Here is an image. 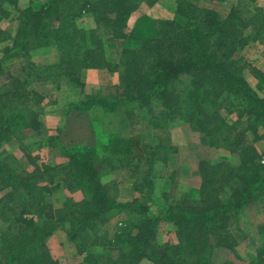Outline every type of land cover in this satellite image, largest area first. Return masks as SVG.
<instances>
[{"label": "rangeland", "instance_id": "obj_1", "mask_svg": "<svg viewBox=\"0 0 264 264\" xmlns=\"http://www.w3.org/2000/svg\"><path fill=\"white\" fill-rule=\"evenodd\" d=\"M126 1L130 15L121 35L118 32L102 34L99 17L94 11L97 0H78L76 17L67 25L84 34L86 43H79L78 38L73 45L63 47V42L57 39L60 35L55 34L49 37L47 46L46 40L39 45L40 39L35 38L29 44L36 46L29 45L28 58L25 59L13 48L20 19L28 10L37 11L43 7L41 5L47 0H0V111L2 122L9 120L12 127V132L0 142V163L8 172L27 180L22 185L0 183V264L6 263L5 257L11 250L24 264H35L27 238L28 227L18 219L35 222L39 214L46 220H50L47 216L51 214L50 221L55 224L44 239L50 262L84 264L83 255H79L76 244L68 238L70 215L74 216L73 219L80 216L69 210L66 204H78L85 199L84 193L74 188L72 169L66 168L68 147L83 146L98 151L97 162L103 165L98 176L112 200L120 204L136 201L147 207V213L135 207L111 210L102 217L104 223L99 225L92 247L102 264H105L106 254L116 250L117 236L128 234L127 223L138 217L162 218L157 231L146 238L145 256L151 259L157 256L159 262L165 264V256L171 262L184 255L182 249L168 252L167 248L179 245V241L176 228L163 220L166 209H177L184 203L202 205L203 198L199 194L202 172L216 165L223 167L217 169L218 175L211 179L212 185H220L214 200L228 199L234 182L230 171L238 173L241 158L239 149L233 145L256 153L257 159L264 164V128L255 117L246 115L236 124L235 131L244 132V137L240 136L236 142L231 136L228 147L223 142L217 147L194 130L193 120L189 118L192 112L188 108H175L170 112V119L164 121L160 104L133 101L138 96L144 97L145 93L138 94L133 86V79H130L133 71L130 74L120 72L124 69L121 64L126 55L124 51H139L144 41L158 35L159 27L164 23L181 21L176 11L182 4L186 8V20V11L191 7L211 10L222 25L228 22L237 26V34L240 32L246 43L240 49L237 47L232 55H221V58L226 60L228 57V62L240 68L242 78L264 100V0ZM60 8L49 12L39 27L58 30L62 25L66 26L63 19L71 9L65 5ZM205 20L208 22L201 17L193 21L205 24ZM177 31L174 28L169 37L177 35ZM144 59L143 64L148 62L146 57ZM104 62L120 64V69L111 71L103 67ZM206 87L216 99L214 104L204 105L201 111L207 124L206 131L212 132L219 124L217 111L229 126L235 124L236 111L229 109V103L235 108L240 107V100L229 96L228 101L222 102L224 105H218L225 96H215L213 91L217 94L220 88ZM85 97L94 100L89 104ZM97 99L115 105L113 108L108 105L104 110L96 104ZM228 110H232V114ZM54 138L55 141H51ZM121 141L125 142L119 143ZM114 142L119 143L115 148ZM68 171L72 176H66ZM251 205L241 209L238 219L232 218L227 226V232L240 239L235 256L227 249H215L210 253L211 263L206 261L203 264H226V261L259 264L256 254L264 250V243L257 242L264 238V192ZM137 227L129 233L133 237L139 234L140 239L135 242L139 246L148 230ZM132 245L125 248L130 249ZM150 245H154V254L148 249ZM260 260L264 264V254ZM143 261L153 264L147 257L133 264Z\"/></svg>", "mask_w": 264, "mask_h": 264}, {"label": "trees", "instance_id": "obj_2", "mask_svg": "<svg viewBox=\"0 0 264 264\" xmlns=\"http://www.w3.org/2000/svg\"><path fill=\"white\" fill-rule=\"evenodd\" d=\"M121 1L122 3H120ZM126 2V0H109L108 2L97 0L94 11L99 17L102 34H117V32L120 35L122 34L126 20L130 15V8ZM62 5L71 9L63 19L66 26L64 24L58 30L40 28V23L44 22L48 13L59 11ZM78 5H80L78 0H73V3H71V0H47L41 5L43 7H40L37 11L28 10L27 13L23 14L17 29L16 42L13 44V48L17 50L15 51L17 55L25 59L28 58L30 49L28 47L29 45L33 46L29 43L33 39H40V42L37 43L39 45L46 40L45 44L48 46L50 44L49 37L55 34L60 35L57 39L63 42V47L73 45V42H77L78 38L79 43H86L84 34L67 25L70 20L73 21L76 17ZM181 5H178L176 11L181 21L164 23L163 27H159L158 35L144 41L139 51H124L126 55H124L121 64H123L125 70L123 69L120 72L121 74H130L129 72L133 71V78H130L133 79V86L138 94L145 93L144 97L138 96L133 101L142 104L153 101L158 105L160 104L159 107L163 108V112L160 113V111L159 113L164 121L170 119V112L172 113L175 108L182 109L186 107L192 112L189 118L193 120V123H191L195 131H199L204 136L203 138L208 139V141H213L217 147L221 145V142L228 147L231 143V136L236 142L240 136L244 137V132H237L235 129L237 128L236 124L246 115L255 117L256 121H261L264 128V100L259 98L248 86L241 76L240 68H236L230 61L228 62V57L226 60L221 58V55H232L237 47L240 49L246 42L243 41L240 32V35L237 34L238 28L236 25H230L228 22L225 23L228 26L222 25L217 21V16L213 11L188 7L190 11L189 9L186 11L188 13V20H186L184 18L185 6ZM231 14L229 15L230 18L232 17ZM199 17L208 19V22L205 20V24H201L193 21ZM190 18H192L191 22L195 23H191ZM228 21L231 22L230 19ZM225 27H228V29H225ZM174 28L178 30V34L169 37ZM35 46L33 47L35 48ZM144 57L148 60L145 64L142 63V60H145ZM102 64H104L103 67L111 71L120 69L118 67L120 64L106 62ZM29 68L30 71L34 72L32 66H29ZM207 85L220 88L217 94L216 91H213L215 96L220 94L225 96L221 98L218 105H224L222 102L228 101L229 96L240 100V103H242L240 107L235 108L233 104L229 103V109L236 111L237 121L235 124L229 126L221 119L217 111L216 119L219 124L213 128L212 132L206 131L207 124H205L206 121H204L201 111L204 105L208 106V104H214L216 101L215 97H211V92L207 90ZM85 100L90 104L94 99L85 97ZM96 104L103 107L104 110H107L108 105L110 108L115 105L112 102L98 99ZM70 106L73 107L74 105ZM228 111L232 114V110ZM184 117L189 122L188 116L185 115ZM156 121L158 122L159 118ZM255 126L257 125L253 127ZM11 132L10 121L2 122L0 111V142ZM221 137H224L223 141H221ZM51 141H55V138ZM119 143L114 142V148ZM233 146L239 149L241 158L237 166L238 173L235 170L230 171L234 177V182L228 199L214 200L216 190H220L218 187L220 185H212L211 179L218 175L217 169L223 167V165H216L213 168H207L206 172H202V185L199 191L201 199L203 198L202 205L189 206L184 203L183 206L177 209H166L163 220L176 228L179 241V245L167 248L168 252L182 249L184 255L178 256L171 262L165 256V264H203L206 261L211 263L210 253L215 249H227L235 256L240 239L229 234L227 226L232 218L238 219V213L241 209L252 207L251 204L256 203L260 195L263 194L264 164L257 159V154L252 152L250 148H248L250 150L248 152L239 145ZM66 153L68 157L66 168L72 169L73 174H75L73 175L75 177L74 188L81 190L85 195V199L81 203H72L70 206L66 204L69 210H73L80 216L73 219L74 216L70 215L71 223L68 238L76 244L79 255H83L84 264H102L98 262L94 251H92L99 225L104 223L102 217L111 210L134 209L135 207L140 208L143 213H147V207L141 206L136 201L131 204H120L111 199L109 191L101 184L98 176L103 169V165L97 162L98 151L83 146H73L66 148ZM72 172L68 171L66 176H72ZM25 180L12 174V172H8L0 163L1 185L5 183L22 185ZM67 181H70V184L73 183L71 180ZM149 186L151 187V183ZM209 187L210 191H207ZM47 217L50 220L53 218L51 214ZM37 218L38 220L34 222L32 219L19 217L18 221L26 224V228L28 227L26 229L29 234L27 238H29L30 248H32L29 252L32 253L31 256L34 258L35 264H52L48 259L44 239L49 235L50 229L54 228L55 224L42 218L41 214ZM161 220L162 218L141 219L138 217L134 222H128V234L122 233L117 236L114 244L116 247L115 253L113 255L112 252L114 251H112L106 254L105 264H133L144 257L149 258L153 264H162L157 256L151 259L150 256H145L144 253L147 243L146 238L157 231ZM136 226H139L137 227L139 229L146 228L148 230L147 234L141 239L139 246L135 244L140 239L139 234L133 237L129 233ZM262 231L264 233V229ZM257 242L262 245L264 238L263 240L259 239ZM131 244L133 245L129 249L128 247ZM125 246L128 247L125 248ZM153 246L150 245L148 249H152ZM154 251V249L151 250L153 254ZM8 254L9 256L5 257L6 263L4 264H24L13 250L9 251ZM263 254L264 250L256 254L257 263L263 264V260H260ZM226 264L233 263L226 261Z\"/></svg>", "mask_w": 264, "mask_h": 264}, {"label": "crops", "instance_id": "obj_3", "mask_svg": "<svg viewBox=\"0 0 264 264\" xmlns=\"http://www.w3.org/2000/svg\"><path fill=\"white\" fill-rule=\"evenodd\" d=\"M140 264H151V262H148V261H143L142 263Z\"/></svg>", "mask_w": 264, "mask_h": 264}]
</instances>
